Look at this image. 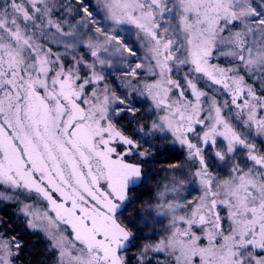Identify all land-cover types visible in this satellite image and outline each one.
<instances>
[{
	"label": "snow or ice",
	"instance_id": "obj_1",
	"mask_svg": "<svg viewBox=\"0 0 264 264\" xmlns=\"http://www.w3.org/2000/svg\"><path fill=\"white\" fill-rule=\"evenodd\" d=\"M148 135L185 158L129 256ZM2 201L46 264H264V0H0ZM26 246L0 219V264Z\"/></svg>",
	"mask_w": 264,
	"mask_h": 264
},
{
	"label": "trees",
	"instance_id": "obj_2",
	"mask_svg": "<svg viewBox=\"0 0 264 264\" xmlns=\"http://www.w3.org/2000/svg\"><path fill=\"white\" fill-rule=\"evenodd\" d=\"M159 153L158 161L162 163H168V165L180 164L184 161V150L181 147H176L171 141L161 140L159 141ZM145 175L142 182L134 188L132 195L138 199L127 205L124 211V219L130 221V228L136 230V246L132 247V250L128 253L129 256L136 255L137 247L149 243V238L156 237L159 239L157 233L161 232L163 227L166 226V220L161 225L154 227L152 220H146L145 216L150 213L149 208L152 207L154 196L156 195L155 185L158 183L155 179L158 178L157 172L151 177L149 162L144 165ZM191 183L185 184L187 188ZM0 211L2 212V218L6 224L13 225L15 227V234L23 235L26 241V248L21 255L17 264H46L47 257L42 255L44 251V244L34 235L25 232V226L23 220L17 215V207L12 203L0 202ZM158 228L159 231H158Z\"/></svg>",
	"mask_w": 264,
	"mask_h": 264
},
{
	"label": "rangeland",
	"instance_id": "obj_3",
	"mask_svg": "<svg viewBox=\"0 0 264 264\" xmlns=\"http://www.w3.org/2000/svg\"><path fill=\"white\" fill-rule=\"evenodd\" d=\"M94 2V0H93ZM123 36H125V38H127L129 40V42L133 45L136 46L137 51L139 53H143V49L142 47L139 46V41L137 40V37L135 35V31H131V32H127V33H122ZM138 107L140 108V111L144 113V120L147 122L148 120V112L145 109V107L143 105H138ZM133 127H136L135 125H133ZM144 139L149 140L152 143V148L149 149L147 145H143V147L149 151L150 156L148 159L149 165H150V172H151V177L154 176V174L157 172L158 178L155 179V181L158 183L157 185L154 186V188L157 190L158 186L160 188H163L165 185H171L172 181L175 179V177H173L170 173H172L173 169L170 167L171 165H168V163H162L158 161V153H159V146L161 140H155L153 139V137L151 135H148L146 137H143ZM172 143V142H171ZM176 147H180L178 144H175ZM183 163V162H182ZM144 179V177L142 178V180ZM138 181L137 182V186L142 182ZM188 186L187 188H185L184 186V190L180 192L181 196H191L192 198H195L198 194H199V186L198 185H192ZM154 200L156 199V195L153 198ZM5 203H11L10 201H2ZM152 208V207H151ZM151 208H149V210H151ZM17 215L20 218V220L24 221V217L22 216V214L19 212L18 208H17ZM2 212L0 211V219L2 218ZM145 219L148 220H152L154 227L157 225H161V220H163V217L158 216L154 211L151 212V214H148L145 216ZM160 228H158L159 231ZM8 231H16L15 227L13 225H9L8 224Z\"/></svg>",
	"mask_w": 264,
	"mask_h": 264
}]
</instances>
